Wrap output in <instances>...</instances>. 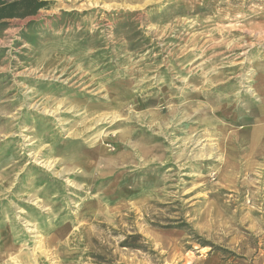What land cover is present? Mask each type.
Here are the masks:
<instances>
[{
  "label": "rangeland",
  "instance_id": "rangeland-1",
  "mask_svg": "<svg viewBox=\"0 0 264 264\" xmlns=\"http://www.w3.org/2000/svg\"><path fill=\"white\" fill-rule=\"evenodd\" d=\"M0 22V264H264V0H48Z\"/></svg>",
  "mask_w": 264,
  "mask_h": 264
},
{
  "label": "trees",
  "instance_id": "trees-1",
  "mask_svg": "<svg viewBox=\"0 0 264 264\" xmlns=\"http://www.w3.org/2000/svg\"><path fill=\"white\" fill-rule=\"evenodd\" d=\"M48 5V0H0V22L35 15Z\"/></svg>",
  "mask_w": 264,
  "mask_h": 264
}]
</instances>
